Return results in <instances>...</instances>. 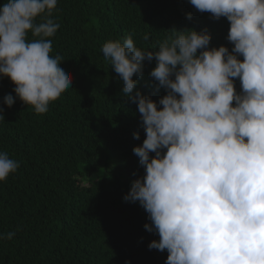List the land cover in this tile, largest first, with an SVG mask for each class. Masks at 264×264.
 <instances>
[{"label":"clouds","instance_id":"obj_1","mask_svg":"<svg viewBox=\"0 0 264 264\" xmlns=\"http://www.w3.org/2000/svg\"><path fill=\"white\" fill-rule=\"evenodd\" d=\"M189 2L214 20L227 19L231 49L210 47L207 28L170 29L155 51L138 47L131 34L102 46L123 94L137 103L146 136L133 148L144 175L123 199L148 214L144 228L159 236L148 247L166 250L165 264H264V0ZM57 5L5 0L0 6V76L10 78L16 94L4 97L9 108L18 98L45 114L72 87L66 58L53 54ZM153 59L155 90L167 93L158 101L136 90L134 79ZM20 166L0 150V182ZM15 235L0 233V241Z\"/></svg>","mask_w":264,"mask_h":264},{"label":"trees","instance_id":"obj_2","mask_svg":"<svg viewBox=\"0 0 264 264\" xmlns=\"http://www.w3.org/2000/svg\"><path fill=\"white\" fill-rule=\"evenodd\" d=\"M52 18L61 25L53 54L66 58L72 87L37 115L18 98L11 108L4 103L15 85L0 76V150L21 164L0 182V233H16L0 241V264H165L168 252L148 247L159 239L144 228L148 214L123 199L144 175L133 148L146 136L137 103L123 94L102 46L131 34L138 47L155 51L170 29L207 28L210 47L231 49L229 22L189 0H58ZM155 66L146 60L134 79L136 90L158 101L167 93L155 90Z\"/></svg>","mask_w":264,"mask_h":264},{"label":"rangeland","instance_id":"obj_3","mask_svg":"<svg viewBox=\"0 0 264 264\" xmlns=\"http://www.w3.org/2000/svg\"><path fill=\"white\" fill-rule=\"evenodd\" d=\"M112 168V167H111ZM112 170V172L114 171L113 169H111Z\"/></svg>","mask_w":264,"mask_h":264},{"label":"water","instance_id":"obj_4","mask_svg":"<svg viewBox=\"0 0 264 264\" xmlns=\"http://www.w3.org/2000/svg\"><path fill=\"white\" fill-rule=\"evenodd\" d=\"M239 89H240V86H239Z\"/></svg>","mask_w":264,"mask_h":264}]
</instances>
